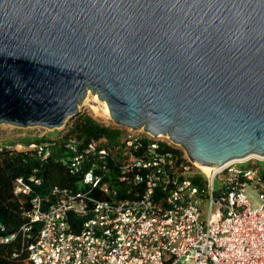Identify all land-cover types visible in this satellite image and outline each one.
<instances>
[{
  "label": "water",
  "instance_id": "1",
  "mask_svg": "<svg viewBox=\"0 0 264 264\" xmlns=\"http://www.w3.org/2000/svg\"><path fill=\"white\" fill-rule=\"evenodd\" d=\"M115 126L213 167L264 156V0H0V124Z\"/></svg>",
  "mask_w": 264,
  "mask_h": 264
},
{
  "label": "built area",
  "instance_id": "2",
  "mask_svg": "<svg viewBox=\"0 0 264 264\" xmlns=\"http://www.w3.org/2000/svg\"><path fill=\"white\" fill-rule=\"evenodd\" d=\"M130 132L127 147L143 136L151 143L123 163L117 179L93 168L84 173V182L103 196L55 187L53 201L30 198L23 233L41 223L25 244L31 264H264V156L234 159L207 173L168 135ZM170 146L181 149V158ZM96 149L92 140L87 151ZM80 159L72 162L75 172ZM32 180L18 177L15 193L30 195ZM249 190L259 195L255 207ZM71 214L83 219L79 231ZM14 238L0 236V243Z\"/></svg>",
  "mask_w": 264,
  "mask_h": 264
},
{
  "label": "trees",
  "instance_id": "3",
  "mask_svg": "<svg viewBox=\"0 0 264 264\" xmlns=\"http://www.w3.org/2000/svg\"><path fill=\"white\" fill-rule=\"evenodd\" d=\"M127 131L112 122H104L90 113L81 112L61 129L58 137L31 140L27 144L23 143V137L0 141V236L15 234L12 241L0 243V264H31L25 244L27 239L35 238L41 228V223L36 222L30 233H23V226L30 223L25 212L31 197L39 195L53 201L58 195L54 192L55 187L101 197L103 195L98 189L84 182L85 171L93 168L105 179L114 181L131 155L145 153L151 139L143 136L133 146L127 147L126 140L131 134ZM92 140L97 142V149L87 151ZM33 143L36 145L31 146ZM39 146L45 147L49 155ZM167 148L181 158L180 148ZM76 156L81 159L75 172L72 162ZM18 177L33 179L30 195L15 193ZM69 221L75 231L81 229L82 218L71 214Z\"/></svg>",
  "mask_w": 264,
  "mask_h": 264
},
{
  "label": "rangeland",
  "instance_id": "4",
  "mask_svg": "<svg viewBox=\"0 0 264 264\" xmlns=\"http://www.w3.org/2000/svg\"><path fill=\"white\" fill-rule=\"evenodd\" d=\"M88 93H91V95L90 97L87 96L84 99L83 106H81L82 112L90 113L93 116L99 118L101 121L112 122L114 124L111 115L106 112L103 103L94 99V97L92 96V94L94 93H92V91H89ZM45 130L47 131L42 134L41 132H44ZM126 130H128L127 132L130 131L129 129ZM60 134V128L48 129L39 126L18 127L10 124H0V141L23 137V143L27 144L31 140L55 138L58 137ZM219 184L220 182L219 180H217L216 186H219ZM248 195L251 201V205L254 207L257 206L260 201L258 193L253 190H249Z\"/></svg>",
  "mask_w": 264,
  "mask_h": 264
},
{
  "label": "bare ground",
  "instance_id": "5",
  "mask_svg": "<svg viewBox=\"0 0 264 264\" xmlns=\"http://www.w3.org/2000/svg\"><path fill=\"white\" fill-rule=\"evenodd\" d=\"M91 93H88V97H90ZM92 96L94 97V99H96L97 101H101L105 107V110L106 112L110 115V109H109V106H108V103L105 101V100H101L97 94H92ZM198 166L203 169L205 172H210L214 169L213 166H210V165H206V164H200V163H197Z\"/></svg>",
  "mask_w": 264,
  "mask_h": 264
}]
</instances>
